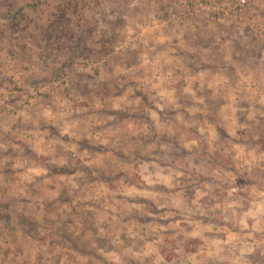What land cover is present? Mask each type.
I'll use <instances>...</instances> for the list:
<instances>
[{
    "label": "clouds",
    "instance_id": "obj_1",
    "mask_svg": "<svg viewBox=\"0 0 264 264\" xmlns=\"http://www.w3.org/2000/svg\"><path fill=\"white\" fill-rule=\"evenodd\" d=\"M9 4L0 264H264V0Z\"/></svg>",
    "mask_w": 264,
    "mask_h": 264
},
{
    "label": "rangeland",
    "instance_id": "obj_2",
    "mask_svg": "<svg viewBox=\"0 0 264 264\" xmlns=\"http://www.w3.org/2000/svg\"><path fill=\"white\" fill-rule=\"evenodd\" d=\"M6 0H0V6L5 5ZM73 2H78V0H73ZM23 9L17 10L16 8L12 7L11 4H9L6 8L0 7V15H6L11 16L14 26H18L19 24L23 23ZM71 7L65 8V13H70Z\"/></svg>",
    "mask_w": 264,
    "mask_h": 264
}]
</instances>
